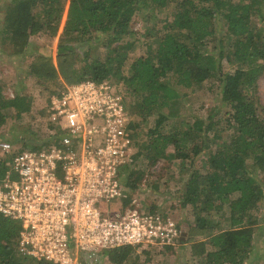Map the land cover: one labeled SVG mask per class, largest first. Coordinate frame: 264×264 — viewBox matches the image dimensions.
Instances as JSON below:
<instances>
[{
	"label": "trees",
	"instance_id": "trees-1",
	"mask_svg": "<svg viewBox=\"0 0 264 264\" xmlns=\"http://www.w3.org/2000/svg\"><path fill=\"white\" fill-rule=\"evenodd\" d=\"M66 7L57 62L52 48H47L29 67L36 84L55 94L62 90L61 77L68 82L86 78L102 81L118 74L113 65L125 60L134 48V39L126 37L132 34L136 13L149 8L156 11L153 17L163 20L161 33L157 21L147 17V32L156 27L158 35L151 33L146 53L131 62L127 74L119 76L126 96V92L131 96V113L144 120L158 115L149 141L142 151L137 147L136 159L122 168L123 202L131 200L128 188L135 190L143 177L142 169L135 166L139 155L151 164L163 157L192 160L215 144L207 150L204 170L193 169L181 187L182 204H192L197 227L210 232L192 242L194 259L185 264H245L259 221L256 211L264 200V185L258 177V170L264 171V104L259 94V79L264 73V27L254 19L256 13L264 17V0H11L0 37L3 42L10 41L16 53H22L32 35L53 38L58 34ZM219 18L226 19L222 31L230 42L211 51L205 44L220 32ZM99 45L103 46V57L95 54ZM223 60L234 68L224 70ZM213 78L227 105L222 117H197L188 128L172 124L164 130L163 122L176 114L184 95L180 86L196 87ZM33 105L30 93L6 95L0 78V128L11 117L21 118ZM229 129L231 133L225 135ZM36 130L21 137L17 132L14 140L23 147H36L43 141ZM169 145H174L173 152L167 151ZM8 168V157L0 153V177ZM224 206L229 208V226L217 229L209 215ZM20 227L18 219L0 213V264H52L19 250ZM133 250V245H126L107 249L106 254L121 264Z\"/></svg>",
	"mask_w": 264,
	"mask_h": 264
},
{
	"label": "built area",
	"instance_id": "built-area-1",
	"mask_svg": "<svg viewBox=\"0 0 264 264\" xmlns=\"http://www.w3.org/2000/svg\"><path fill=\"white\" fill-rule=\"evenodd\" d=\"M126 102L109 79L75 81L45 105L36 147L0 140L9 165L0 177V213L20 221L22 253L52 264H101L107 249L164 251L185 241L171 212L135 197L123 202L122 168L137 156ZM118 197L121 206L101 209Z\"/></svg>",
	"mask_w": 264,
	"mask_h": 264
},
{
	"label": "rangeland",
	"instance_id": "rangeland-1",
	"mask_svg": "<svg viewBox=\"0 0 264 264\" xmlns=\"http://www.w3.org/2000/svg\"><path fill=\"white\" fill-rule=\"evenodd\" d=\"M11 0H0V29L2 27L4 16L7 12ZM66 7L60 29L58 34L53 38H48L43 34L32 35L30 38V45L27 50L22 53H16L14 47L10 41L3 42L0 37V78L4 83V93L8 96H12L17 91L30 93L34 97V105L31 111L24 113L21 118L11 117L1 128V139L14 140L15 134L20 133L21 137L24 132L28 130H41L43 124L41 118L44 117V107L50 100L51 96L57 92L50 93L48 89L44 88L40 84H36L34 78L30 76L29 67L34 57L41 53L43 49L52 48L53 57L56 61V55L58 52L59 35L63 29L67 17ZM156 11L152 9L141 10L136 13L131 28L132 34L126 38L134 39V48L129 51L125 60L113 65L118 74H113L109 77V80L113 81L120 91L123 92V81L119 78L120 73L127 74L130 69L131 62L138 56L145 54L147 50V41L151 39V33L158 35L155 30L156 27L151 29V33L147 32L148 22L147 17L151 16V22L157 21V27L161 28V33L164 32L162 26L163 20L158 17H153ZM162 13V12H161ZM153 17V18H152ZM162 17V15L160 16ZM255 21L258 25L264 27V17L256 13L254 15ZM226 19L219 18L217 23L220 32L214 40L206 42L205 46L208 50H217V46H226L230 42V37L225 35L222 31L225 25ZM96 55L103 57V46L99 45L96 49ZM222 67L224 70H232L234 65L226 60H223ZM68 82L64 78L59 79L60 88L63 89ZM218 81L216 79L206 80L202 85L196 87H184L180 86V89L184 95H182L178 102V111L174 115H170L162 124L164 130L170 125L176 124L181 128L190 127L197 117H209L213 114L214 119H219L227 109V105L222 102L220 93L218 90ZM127 93L126 106L129 109V101L131 96ZM259 94L261 102L264 104V73L259 79ZM13 111V109H11ZM130 111V109H129ZM165 113L169 112V108H164ZM131 112V111H130ZM136 125L133 126L134 136L136 139L137 147L142 151L143 145H146V141L150 139V131L156 125L158 118L157 114H154L148 119L144 120L136 113H133ZM47 114L45 112V118ZM134 123V124H135ZM36 130V131H39ZM42 134V132L40 131ZM231 133V129L224 131L225 135ZM13 139V140H12ZM18 144L21 142L19 140ZM193 144L191 142L190 146ZM215 147L212 144L209 147H205L199 155L192 160L183 159L181 157H173L167 159L161 158L155 164H151L148 159L143 156L137 157V163L135 166L141 168L144 172L142 179L139 181V185L135 190H127V193L132 198H137L143 205H152L154 208H160L165 211L171 212L181 223L184 231L185 241L175 248H169L164 251L157 250H145V246H134L132 254L124 260L121 264H185L187 261H192L191 244L194 240L205 238L208 233L201 232L197 227V215L192 204H182V192L181 187L186 181L187 177L193 169L204 170V163L208 157L207 150ZM175 150L174 145H169L168 152ZM133 165V164H132ZM254 167V165H253ZM258 177L261 179L264 185V171L258 170ZM101 209L110 208L116 209L121 206V198H115L109 203L102 201L99 203ZM209 215V214H208ZM256 215L259 216V221L255 225L254 243L251 249L250 257L245 264H264V200L260 203ZM212 218V224L215 223L217 229L229 226V208L224 206L220 211H213L209 215ZM107 250L104 251L106 254ZM101 264H117L108 258L102 261ZM230 264V263H226Z\"/></svg>",
	"mask_w": 264,
	"mask_h": 264
}]
</instances>
